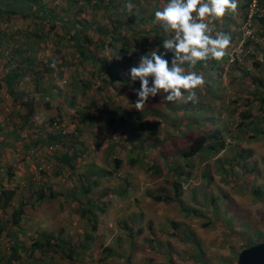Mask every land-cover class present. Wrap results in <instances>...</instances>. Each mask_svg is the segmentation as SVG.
Wrapping results in <instances>:
<instances>
[{"label": "rangeland", "instance_id": "1", "mask_svg": "<svg viewBox=\"0 0 264 264\" xmlns=\"http://www.w3.org/2000/svg\"><path fill=\"white\" fill-rule=\"evenodd\" d=\"M109 1L94 0L90 6L86 0L75 4L70 0H0V39L7 34L0 55L19 45L29 52L34 49L33 55L45 64L59 67L54 76L43 75L41 92H36L30 78L15 86L17 92L34 95L39 119L60 118L71 131L80 124L76 108L90 116L81 126L80 142L73 149L84 154L74 172L50 157L45 159L47 146L41 151L42 161L40 156H10L13 153L7 149L0 150V196L2 191L15 192L8 202L0 198V226L4 228L0 254L9 257L12 247H18L21 258L14 264H237L246 244L264 241V85L257 84L258 80L264 84V23L254 20L256 13L264 19V4L254 0L246 19L241 10L246 0H237L235 12L216 19L217 25L212 22L213 34L230 35L231 44L218 64L206 67L215 71L201 70L206 83L197 89L198 101L192 109L188 105L184 111L185 102L162 101V94H158L149 98L141 112L134 107L141 82L130 78L131 67L139 61L119 67V78L112 85L105 69L92 78L88 72L95 70L94 61L80 57L79 47L70 39L76 30L66 27L69 22L74 26L80 23L83 29L94 21L92 29H84L92 42L85 53L108 62H118L116 56L134 52L145 55L157 47L162 52L168 34L155 22L154 13L167 0H114L112 5ZM96 3L101 6L95 9ZM129 3L133 5L131 12ZM41 9L45 12L38 21L35 15ZM50 11H54L53 17ZM133 15L137 23L130 26ZM119 23L123 28L116 29L114 24ZM18 33L22 34L19 40H9ZM26 33L30 37L25 38ZM98 38L104 45L98 44ZM248 40L255 45L245 50ZM123 43L131 49L129 53L121 51ZM62 59L71 64L65 69L79 70L91 83L88 94H79L74 107L69 103L72 76L67 71L62 78L58 74ZM6 61L0 59V111L10 113L19 104L5 84ZM183 67L196 72L194 66ZM149 83L151 86V79ZM49 89L54 95L46 92ZM94 100L93 108L86 109ZM118 109L120 115L111 125ZM247 110L252 118L241 124L240 114ZM124 114L127 120L123 122L120 116ZM138 114L143 120L133 118ZM211 117L220 121L203 129ZM226 126L229 132L219 151L192 159L183 156L192 138ZM136 131L142 132L140 136ZM18 161L16 169L13 164ZM42 166L47 174L61 176L54 181L60 196L34 203L30 183ZM59 169L61 175H57ZM27 173L30 181L23 177ZM84 189L90 191L83 194ZM20 208L21 223L15 227L13 214ZM94 221L96 232L92 231ZM43 235L68 242L76 250L74 259L61 258L60 254L47 259L41 253L27 259L22 248L31 247Z\"/></svg>", "mask_w": 264, "mask_h": 264}, {"label": "trees", "instance_id": "2", "mask_svg": "<svg viewBox=\"0 0 264 264\" xmlns=\"http://www.w3.org/2000/svg\"><path fill=\"white\" fill-rule=\"evenodd\" d=\"M32 1V0H31ZM35 1V0H34ZM45 3H48V0H42ZM88 3H91L94 0H86ZM97 1V0H96ZM114 0H110L109 1V5L113 4ZM254 0H246L245 3L242 5L241 10H244L245 12V18L247 19L246 16L249 15V11H250V7L252 5ZM259 4H264L263 0H258ZM70 2L72 3H77V0H70ZM44 3V4H45ZM46 5V4H45ZM104 5V4H103ZM95 9L99 8L100 6L94 5ZM105 8V6H104ZM44 9L47 10L46 7H44ZM44 9H41L39 11V13L36 16V19H40V14L44 13ZM53 12L54 11H50L49 14L50 16L53 17ZM137 17L135 15H133L130 18V26L135 25L137 23L136 21ZM45 20H48L47 17H45ZM254 20L256 21H260L262 23H264V19H262L257 13L254 16ZM40 21V20H38ZM42 23L44 22L43 20L41 21ZM228 22H230V20H228ZM213 23H215L216 25L218 24L217 21H213ZM76 25L74 26L73 23L69 22L67 24L66 29L67 30H71V29H75L76 32L73 36L70 37L71 41L75 42V47H79L77 50L80 53V57L82 59H91L92 61H94V67L95 70L88 72V75H90L92 78H95L96 76L99 77V75L102 74L103 69H105L109 76H111L109 83L110 85L114 84L116 79L119 78V74H116V71L119 67L127 64V63H131L134 62L135 60L140 59L141 56H143L144 54H141L140 52H134V54H131L130 56H124L121 59H118V62H108L107 59H100L97 58L96 55L88 53H85L86 46L88 47V44L92 43L91 40L89 39V37H87L84 34V29L86 30H90L93 28L95 22L91 21V23H88L85 25V28H80V23H75ZM56 23L54 25H50L51 29H55L56 27ZM116 29H121L123 28V25L121 23L119 24H114ZM21 31V30H20ZM99 34L101 33V30H98ZM226 31V30H225ZM227 32V31H226ZM71 34V33H70ZM7 34L4 33V37ZM21 33L18 34H13L12 37H9V40H19V38L21 37ZM31 35V34H30ZM29 33H26V37H30ZM1 37L0 39V45L3 46V39L4 37ZM35 37H37L38 35H34ZM100 38H98L99 40ZM5 42H7L5 40ZM77 42V43H76ZM104 41L102 39L99 40L100 45H104L103 44ZM116 44L115 40H113L112 45L114 46ZM123 47L121 49V51H123L124 53H129L131 51L130 48H128L127 44L123 43L122 44ZM251 45H255L254 41L252 40H248L245 43V50L248 48V46ZM85 47V48H84ZM9 48V46H8ZM9 50V49H8ZM30 50V49H29ZM29 50L19 46V45H12L11 46V50L8 52L7 54L4 53L5 56H1L0 55V59H6L7 61L5 63L4 66V72L5 73V84L8 87V89L12 90L11 94L14 96L15 100L18 101L19 106L24 110H25V119L29 120V118L31 116H33L35 114V107H36V101H35V97L33 94H24V93H18L17 89L15 88V86H18L20 84V82H22L24 79H28L30 78V81L32 82V84H34L35 90L36 92H41L40 90V84L41 81L43 80V75H45V73H49L51 76L55 75V72L57 71V69L59 68L56 65H49V64H45L42 60H38L33 54H34V49H31L32 51L29 52ZM163 51H165L164 49H162ZM162 51V52H163ZM170 58L173 59V56L171 54H167L166 58ZM96 59V60H95ZM63 60V59H62ZM40 61V62H39ZM236 62V61H235ZM219 62L217 60L214 59H209L207 61H201L198 62L194 67L196 70V73H200L201 70H206V71H215L214 68H210L207 69L206 67L209 66H213L214 64H218ZM237 63V62H236ZM233 63L234 67L236 66ZM257 65H260L259 63H256ZM81 65H83L81 63ZM190 65V64H187ZM232 65V66H233ZM42 66V67H41ZM64 66H69L71 67V64L67 61V60H63L62 61V65L60 66L61 69H59L60 71L58 72V74L61 75V78L63 76V74L67 71L71 76H72V83H70V87L72 88V96L69 100V103L71 104V107H74L75 104L77 103V96L79 94H81L82 96H85L88 94V92L90 91V85L91 83L89 81H87V78L84 77V74L81 73L79 70H68L65 69ZM192 66V65H190ZM85 69H83L84 71ZM223 71V69H222ZM70 81V82H71ZM137 83H139L140 81H136ZM257 84L259 86L264 85L262 80H258ZM107 86H101L100 89H106ZM206 88L210 89L207 85L205 86ZM58 90H61L60 88ZM45 90H43L44 92ZM47 93H53L54 92L51 91V89H49L48 91H46ZM3 99H0V104L2 102ZM97 102L94 100L92 102V104H89L86 109L91 110L93 108V106L96 104ZM188 105L192 106L195 105L194 102H188L186 104H184L182 106V110L187 111L188 109ZM47 107H51V103L47 102L46 103ZM76 108V107H75ZM175 110V109H174ZM203 110H209V107H203ZM119 109L114 113L112 120L110 122V124L112 125L114 122V119L118 118V116L120 115L119 113ZM76 112H77V117L80 120V124L77 126V134L75 133L74 138H78L81 135L82 132V128L81 126L83 124H85L87 122L88 119H90V116L88 115V113L84 112V110H79L76 108ZM58 115H60V113H58ZM74 115V116H76ZM59 117V116H58ZM240 117L242 118V123H244V121H247L249 119L252 118V115L250 114V110L245 111L244 113L240 114ZM19 117L16 118V121ZM134 119H140L143 120V116L141 114H138V116H134ZM7 118H5L6 120ZM120 119L123 120V122L125 120H127V116L126 114L120 116ZM194 119V118H193ZM62 121L60 118H50L47 120V123H53L55 121ZM15 121V120H13ZM220 121V118L218 117H211L210 120L205 121L203 124V129H205V127H207L210 124L215 125L216 123H218ZM150 125V124H148ZM151 129L153 128L152 125H150ZM229 132V127H224L218 130H215L213 132H205V133H201L198 136L192 138V141L190 140L189 145L187 146L186 149L183 150V156L186 159H192L198 155L204 154V153H212L215 151H219L221 148H223L225 146V133ZM136 135L140 136V134L142 133L141 131H136L134 132ZM49 138H45V139H49V143H53L57 140H59L57 135H49ZM130 141H132L130 139ZM63 145V144H62ZM65 145L63 146V148H65ZM79 151L74 150L72 153H50V158L53 159L54 162L59 163L62 166H66L68 167L71 171H76L77 166H78V158L82 157L83 152L78 153ZM240 158H243L244 155L242 153L239 154ZM116 163L119 165V161L116 160ZM42 171H45V169H42ZM43 173V172H42ZM62 174V170L59 169V171L57 172V175H61ZM178 176V173H177ZM31 189L33 190L32 193L34 195L35 201L34 203H42L44 201H51L54 199H57L60 194L58 192H56V190H54L53 185L52 184H41V185H31ZM90 190L88 189H84L83 190V194H87ZM1 200L3 201H7L14 195V191L12 192H6V191H2L1 192ZM256 194L258 195L259 192L256 191ZM177 197H178V191H177ZM161 199V198H158ZM164 199V198H162ZM165 200H169L168 197L165 198ZM25 205V204H24ZM23 207V205H22ZM93 207V206H92ZM86 213V212H85ZM23 214V209L20 208L18 210L14 211L13 214V220H12V225L15 227H18L21 223V216ZM91 219V218H90ZM92 220V219H91ZM4 231V228L2 226H0V233H2ZM92 231L96 232L97 231V222L94 221V224L92 226ZM90 240V237H88ZM52 239H54V241H52ZM88 240V239H87ZM264 241H250L248 244L245 245V249L249 248L253 245H257L259 243H262ZM25 253L27 254V259H32L35 257L36 253H41L42 255H44V258L47 259H52L54 254H60L61 258L67 259L72 261L74 259V254H76V250L73 249L72 247L68 246V242H62L61 240H58L57 237H49L46 235H43L40 238H36L34 243L32 244L31 247H24L22 248ZM21 249V250H22ZM244 250V249H243ZM21 258L20 255H18V247L13 246L12 247V255L9 257H3V255H1V260H0V264H14L15 262H18V260ZM131 264V263H129Z\"/></svg>", "mask_w": 264, "mask_h": 264}, {"label": "clouds", "instance_id": "3", "mask_svg": "<svg viewBox=\"0 0 264 264\" xmlns=\"http://www.w3.org/2000/svg\"><path fill=\"white\" fill-rule=\"evenodd\" d=\"M127 8L131 12L133 5L129 3ZM237 8V0H167L161 10L155 11V22L162 26L168 38L162 44L165 51L161 52L160 47L149 51L130 69L131 80L141 82V87L135 91L138 99L134 107L142 112L149 98L158 94H162V101L169 103L197 102V89L206 81L202 73L186 71L183 66H195L209 59L219 61L227 55L230 35L223 32L214 35L211 25ZM169 52L173 54L171 62L165 58ZM59 122L66 126L70 140L68 138L63 150L56 152L72 153L76 143L80 142L79 137L74 138L77 128L71 131L63 120Z\"/></svg>", "mask_w": 264, "mask_h": 264}, {"label": "crops", "instance_id": "4", "mask_svg": "<svg viewBox=\"0 0 264 264\" xmlns=\"http://www.w3.org/2000/svg\"><path fill=\"white\" fill-rule=\"evenodd\" d=\"M54 106H52V109ZM3 109V106H0V110ZM16 111H12L10 113H7V111H0V150L4 152V149H7L10 156H14L15 154L22 155V153H28L29 150L32 147L38 148V154L35 155L36 157L40 156V161L43 160L41 153L43 152V149L45 146L49 144V135H52L50 133L49 125L47 123L46 118L44 120L41 118L39 119V111L35 107V114L29 118V120L25 119V110L22 109L20 106L18 109H15ZM19 117L16 121V118ZM43 117V116H42ZM5 118H7L5 120ZM15 120V121H13ZM3 132V133H2ZM16 134V136H15ZM42 151V152H41ZM35 156L29 155V158H36ZM50 157V154L45 155V159L48 160ZM1 158V156H0ZM39 159H36V162H39ZM15 163V162H14ZM21 162L18 161L13 166L17 169L18 164ZM27 163V161L23 162ZM39 164V163H38ZM44 169V166H42L35 174L37 176H34L31 179V185L32 184H52L54 188L55 180L57 178H61V176L56 175H49L46 171H42ZM22 172V170L20 171ZM43 172V173H42ZM34 174V175H35ZM9 177H13L12 174H8ZM27 176V177H26ZM23 175L24 178L28 179L30 181L29 177L30 174ZM4 177V176H3ZM58 181V180H56ZM55 190V188H54ZM2 195V193H1ZM15 195V193H14ZM1 197V196H0Z\"/></svg>", "mask_w": 264, "mask_h": 264}, {"label": "built area", "instance_id": "5", "mask_svg": "<svg viewBox=\"0 0 264 264\" xmlns=\"http://www.w3.org/2000/svg\"><path fill=\"white\" fill-rule=\"evenodd\" d=\"M50 133L52 135H57L59 140L49 144V146L46 148L47 152H56L63 150L64 144L68 143V138L70 140L69 131L67 130L66 126L59 122L55 121L49 125ZM63 144V145H62ZM66 146V145H65ZM38 154V148L31 147L29 150V155L35 156ZM0 260H1V254H0ZM31 264H40V262H34Z\"/></svg>", "mask_w": 264, "mask_h": 264}, {"label": "water", "instance_id": "6", "mask_svg": "<svg viewBox=\"0 0 264 264\" xmlns=\"http://www.w3.org/2000/svg\"><path fill=\"white\" fill-rule=\"evenodd\" d=\"M237 264H264V242L244 249Z\"/></svg>", "mask_w": 264, "mask_h": 264}]
</instances>
